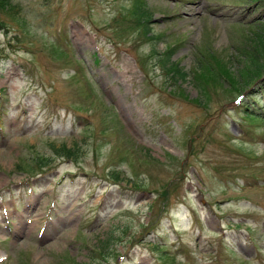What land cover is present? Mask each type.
<instances>
[{
    "label": "rangeland",
    "instance_id": "obj_1",
    "mask_svg": "<svg viewBox=\"0 0 264 264\" xmlns=\"http://www.w3.org/2000/svg\"><path fill=\"white\" fill-rule=\"evenodd\" d=\"M0 16V264H264V118L243 105L264 72L242 76L264 0H13ZM171 47L180 86L156 53ZM62 143L78 157L53 156Z\"/></svg>",
    "mask_w": 264,
    "mask_h": 264
},
{
    "label": "trees",
    "instance_id": "obj_2",
    "mask_svg": "<svg viewBox=\"0 0 264 264\" xmlns=\"http://www.w3.org/2000/svg\"><path fill=\"white\" fill-rule=\"evenodd\" d=\"M12 4H13V0H0V9L1 10L10 9L12 7ZM134 9H135L134 14H135L136 10L138 9V6H135ZM146 15L147 13L145 12L144 34L147 35L148 38L159 39L160 37H155V35L151 36L148 34V31H151V29L148 26L149 25L148 19H150V17H147ZM262 20L258 21V22H261L260 23L261 27H259V31L255 33L256 35V39H254L255 45L253 47V52L250 53L249 64L247 65L246 69H244L242 72V76H244L245 81L248 83H251V81H254L257 77L262 79L263 78L262 76H264L262 75L264 72V19ZM137 21L140 22L141 19H137ZM258 22H252V23L253 25H255ZM0 28H10L9 24L1 16H0ZM175 50H176L175 47H171L164 53H158V52L156 53L160 57L159 62L162 68L167 71L169 76L171 75L173 77L172 79L173 83L180 86L182 82L188 77L189 73L188 71L184 70L183 66L180 63V60L175 59V54H176ZM198 59H199V63L197 67L195 68L193 78L196 81V84L200 85L201 87L203 84L201 81H198L199 77H197L196 72L201 69H204L206 71V68L208 71H210V68L208 66V62L205 61V59L207 58L203 52L199 53ZM224 66H226V64H222L220 67V70L222 71L223 74H227V73L229 74L230 71L228 70L227 67H224ZM222 73H212V74H214L217 77H221L223 75ZM260 75L262 76L260 77ZM226 80L231 82V84H235V82L232 81L233 78L230 76H229V79L227 78ZM256 86H258V91L253 94L254 97H248L245 103L243 104L244 114L248 115L251 119L264 118V115L261 114L262 111L264 113V109L258 110V106H257L258 104L262 103V101L264 100V82L263 83L259 82L258 85H255V87ZM204 91H205V88H204ZM242 103L243 101H241L240 105ZM53 147L55 149V154H56L53 156L55 157H62V158L70 159V158H77L79 155V148L77 147V145L68 146L67 143H62L59 146H57L56 144H53ZM52 162H53L52 156L50 157L42 156L38 158L39 167L49 165ZM17 167L22 168L20 164H17ZM23 170H29V169L27 167H23ZM111 173L115 179L121 180L125 172L122 170L114 169Z\"/></svg>",
    "mask_w": 264,
    "mask_h": 264
},
{
    "label": "bare ground",
    "instance_id": "obj_3",
    "mask_svg": "<svg viewBox=\"0 0 264 264\" xmlns=\"http://www.w3.org/2000/svg\"><path fill=\"white\" fill-rule=\"evenodd\" d=\"M17 231H18V232H17ZM17 231H16V232H17V234H19V235H20V234H21V228L17 229Z\"/></svg>",
    "mask_w": 264,
    "mask_h": 264
}]
</instances>
